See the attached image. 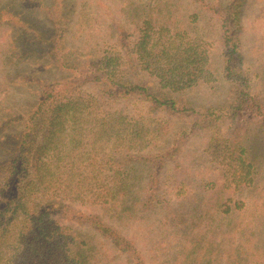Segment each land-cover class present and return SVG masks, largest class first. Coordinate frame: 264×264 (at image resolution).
I'll return each mask as SVG.
<instances>
[{"label":"trees","instance_id":"obj_1","mask_svg":"<svg viewBox=\"0 0 264 264\" xmlns=\"http://www.w3.org/2000/svg\"><path fill=\"white\" fill-rule=\"evenodd\" d=\"M96 1L0 0L4 84L24 59L59 72L0 108V264H264L256 24L258 54L242 49L264 0ZM214 40L236 86L202 106Z\"/></svg>","mask_w":264,"mask_h":264},{"label":"rangeland","instance_id":"obj_2","mask_svg":"<svg viewBox=\"0 0 264 264\" xmlns=\"http://www.w3.org/2000/svg\"><path fill=\"white\" fill-rule=\"evenodd\" d=\"M26 6V5H25ZM98 6L94 10H97V13L104 12V0L96 1L94 7ZM27 7V6H26ZM260 6H252L248 10L247 15V24L248 31L242 38V49L244 51L250 52L253 48V44L256 41V34L253 32V24H256L258 33L264 32V21H253L254 17L257 16ZM100 16V15H99ZM3 25L0 26V63H1V50L5 48L6 45V33L4 32ZM103 31L101 32V34ZM258 53L256 50L251 51L250 59H254ZM211 55H212V64L213 68L218 75V80L213 83V88L207 86L205 89H198L192 96V99L200 105H221L226 99L231 96L232 89L236 86L235 82H232L229 79H226L224 74V58L221 49V42L219 40H214V43L211 45ZM34 61V60H33ZM46 61V60H39ZM41 67L37 62H32L29 59H24L21 61L20 65L14 69V74L12 75L13 81L7 82L5 85L4 74H2L0 65V108L2 113H6L12 108H21L29 99H34L36 94L41 87L38 79L42 77L46 80H51L59 77L58 70L55 67L50 66V62ZM36 70L34 73L33 71ZM44 70V72L42 71ZM11 78V77H10ZM20 85H19V84ZM39 86V87H38ZM41 90V89H40ZM206 140L201 134L193 135L189 140L188 150L192 151L191 156L187 163L197 164L195 169L199 171L204 169V158L200 157L199 150L203 146V142ZM263 152V151H260ZM198 154V156H197ZM1 159V155H0ZM197 159L196 161H191ZM186 161V160H185ZM208 173V171H207ZM137 229V228H136ZM144 229V225L141 226V231ZM89 230V229H88ZM138 230V229H137ZM86 231V229H85ZM94 235V234H91ZM96 238L97 235H94ZM95 238V239H96ZM102 243V242H101ZM103 245V244H102ZM104 250V245H103ZM154 259V258H153ZM150 263V259H148ZM157 262H152L150 264H156Z\"/></svg>","mask_w":264,"mask_h":264}]
</instances>
